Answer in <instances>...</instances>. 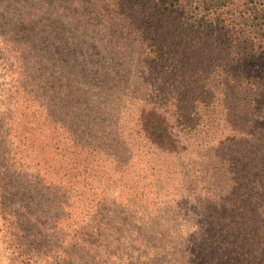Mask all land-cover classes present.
Masks as SVG:
<instances>
[{
  "label": "trees",
  "instance_id": "obj_1",
  "mask_svg": "<svg viewBox=\"0 0 264 264\" xmlns=\"http://www.w3.org/2000/svg\"><path fill=\"white\" fill-rule=\"evenodd\" d=\"M174 1L0 0V233L19 252L26 235L34 246H49L43 231L70 230L57 264H103L94 252L134 244L143 264H237L244 256L235 262L236 245L260 250L248 264H264V120H253L249 138L231 131L216 139L213 154L210 148L182 160L185 142L155 101L164 92L156 89L155 67L168 53L153 13H169ZM244 4L264 38V0ZM126 14L134 22L129 28ZM248 108L261 113L264 99L254 97ZM135 137L146 151L138 152ZM155 167L201 187L192 207L198 230L187 245L163 226L177 217L130 229L134 241L112 229L110 206L123 198L121 188L135 189L145 172L157 177L150 176Z\"/></svg>",
  "mask_w": 264,
  "mask_h": 264
},
{
  "label": "rangeland",
  "instance_id": "obj_2",
  "mask_svg": "<svg viewBox=\"0 0 264 264\" xmlns=\"http://www.w3.org/2000/svg\"><path fill=\"white\" fill-rule=\"evenodd\" d=\"M244 1L246 0H177L173 2L169 13L160 11L153 13L159 31L165 33L162 37L168 53L167 63L155 67L156 89L159 88V91L164 89L163 94L155 101L167 111L174 131L185 142L187 153L191 152L190 156H187L186 151L182 153V160L205 155L210 148L213 154L217 146L216 139L224 135L234 136L233 133H236L249 138L253 122L264 120V108L261 113L258 111L252 113L250 108L246 109L254 97L259 100L264 99V38L262 29L253 25L254 22L247 11L249 6H245ZM136 14L142 15L139 10ZM125 17V25L129 28L130 21L133 20L128 14ZM147 19L145 17L146 22ZM155 21L151 22L152 25ZM142 23H138L140 29L138 40L140 43H145L143 42L145 36L141 35L144 27ZM125 44V56H128L130 47L128 43ZM256 65L255 70L250 68ZM144 68L145 65L139 63L137 75H142ZM248 70H251V74H246ZM125 77L131 82L134 75L128 71ZM241 81L242 85H240ZM251 93H254V97ZM217 102L218 106L214 108L212 103ZM175 115L180 118L183 116V119L173 121ZM260 131L257 129V132ZM134 142L136 145L139 143L138 152L146 151L136 137ZM240 153L246 155L244 152ZM218 156L215 155L211 161L215 162V157ZM202 163H205V159ZM224 171L226 169L221 167L219 173L222 174ZM147 175L148 172H145L144 180L138 181L134 185L135 189L132 183L121 188L123 198L113 200L112 207L109 203L111 216H114L112 229L117 232L124 231V235L134 241L135 237L130 229L157 227L162 224L161 221L165 217L171 220L177 217L163 226L168 227V231H174L172 236L174 237L176 233L182 241H185L184 245H187L191 234L198 230L195 221L198 209L194 210L192 207L196 203L194 195L199 194L201 187L194 184L186 185L182 177L164 175L157 167L150 173V176L157 177ZM129 201L131 203L126 205L125 203ZM185 202L187 205H179ZM250 211L251 208L247 212L244 210L246 212L244 216L249 215ZM236 217L241 218L238 215ZM200 220L202 219H198ZM209 221L220 225L217 221L210 219ZM198 224L201 227L202 221ZM216 225L205 224L207 228L217 227ZM42 234L49 236L48 239L51 241L49 246H34L32 241L35 239L26 235V241L21 244L19 252L16 248L17 242H9L8 239L1 238L0 233V264L61 262L58 259L60 249L66 245L61 243V239L65 236L64 239L68 240L73 234L70 230L66 231L64 236L49 231H43ZM45 251L47 256L44 255ZM140 252L141 249L136 244L109 246L108 255L94 252V257L96 256L94 262L143 264L145 260L136 258ZM250 252L253 254H249ZM235 253H237L235 262L239 261L242 255L244 256L237 264H248V261L256 258L261 252L253 247L247 251L241 248V245H236ZM248 254L249 257L246 258ZM232 257L235 258L233 255ZM163 259L161 260L165 261L169 258Z\"/></svg>",
  "mask_w": 264,
  "mask_h": 264
}]
</instances>
